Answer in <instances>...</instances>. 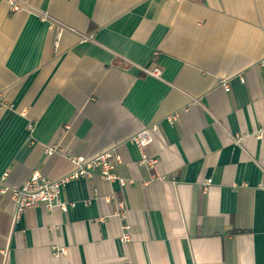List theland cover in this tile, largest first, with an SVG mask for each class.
Returning <instances> with one entry per match:
<instances>
[{
    "label": "crops",
    "instance_id": "1",
    "mask_svg": "<svg viewBox=\"0 0 264 264\" xmlns=\"http://www.w3.org/2000/svg\"><path fill=\"white\" fill-rule=\"evenodd\" d=\"M24 1L49 18L0 0V264H264V0ZM154 124L150 167L129 139ZM49 144L118 146L133 182L75 178L67 212L15 222L3 187L73 169Z\"/></svg>",
    "mask_w": 264,
    "mask_h": 264
},
{
    "label": "built area",
    "instance_id": "2",
    "mask_svg": "<svg viewBox=\"0 0 264 264\" xmlns=\"http://www.w3.org/2000/svg\"><path fill=\"white\" fill-rule=\"evenodd\" d=\"M13 11H27L36 12L42 18H49V15L41 12L33 5L29 4L24 0H7ZM59 25V26H58ZM52 28L58 26V38L61 36V32L65 30V26L58 24V22H52ZM84 39H87L85 36ZM257 65L264 68V50L262 57L257 62ZM149 75L161 78L162 70L158 67L153 69H144ZM238 76L243 80L241 74ZM232 78H225L219 80V86L224 88L226 91L230 90V81ZM178 112L169 116L168 118L173 121L177 119ZM31 130L33 125H30ZM69 128V126H67ZM157 129V125L147 126L140 130L138 133L130 137V142L135 144L142 154L141 163L153 167L157 160L150 158L146 153V147L153 141V131ZM46 152L49 155L61 154L68 158L72 164L73 169L57 178H48L44 176L41 172L35 171L29 176L22 184L17 186H5L1 190L2 192H9L11 199L15 203V222L29 209L37 208L43 206L46 209L60 208L64 212H67L70 207L76 205L75 202H65L61 198L62 188L71 180L79 177L91 178L95 174H99L103 179L112 182L118 181L122 186L127 183L133 182V180H126L121 178L116 173V167L121 162V155L119 153V147L115 146L109 150L103 151L93 157H86L84 155H76L72 152L65 151L56 144H49L46 147ZM7 174L4 175V179ZM212 179L208 178L202 185L204 191L208 189L211 185ZM264 186V183H263ZM118 211L117 215L126 218V202L124 200H119L117 202ZM126 233L123 234V239L128 240L130 238V225L126 223L124 225ZM54 253L55 257L59 254L66 252L65 248H56Z\"/></svg>",
    "mask_w": 264,
    "mask_h": 264
}]
</instances>
